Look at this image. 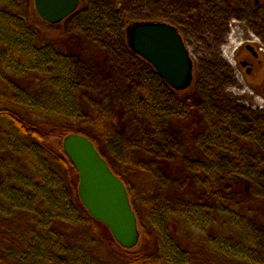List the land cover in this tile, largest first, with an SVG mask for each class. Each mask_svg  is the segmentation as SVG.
I'll return each instance as SVG.
<instances>
[{"label": "trees", "instance_id": "obj_1", "mask_svg": "<svg viewBox=\"0 0 264 264\" xmlns=\"http://www.w3.org/2000/svg\"><path fill=\"white\" fill-rule=\"evenodd\" d=\"M31 1L0 0V264H111L115 241L81 204L78 175L62 143L51 144L52 138L78 133L101 154L98 134L71 125L76 110L68 94L70 60L60 44L41 37L47 30L30 14ZM97 16L88 14V22L113 29L111 18ZM149 78L161 80L154 71ZM143 95L148 105L141 98L137 104L147 106L148 117L155 110L156 120L168 118L153 90ZM186 103L191 113L174 125L197 144V157L189 163L162 159L158 165L166 177L179 180L189 204L164 208L155 200L144 218L126 181L106 161L127 189L145 243L123 251L116 264H264L255 232L259 216L264 218V135L241 133L238 118L201 109L191 98ZM107 124L113 129L110 119ZM110 129L103 142L117 157L123 143L120 132ZM226 170L233 176H223ZM59 222L76 229L80 239H64L54 227Z\"/></svg>", "mask_w": 264, "mask_h": 264}, {"label": "rangeland", "instance_id": "obj_2", "mask_svg": "<svg viewBox=\"0 0 264 264\" xmlns=\"http://www.w3.org/2000/svg\"><path fill=\"white\" fill-rule=\"evenodd\" d=\"M254 1L80 0L76 11L60 23L50 25L41 21L48 34L41 37L60 44L70 60L68 94L76 110L71 125L91 135L97 132L102 157L124 178L133 196V206L144 218L155 200L164 208L189 204L178 190L179 180L166 177L158 165L162 159L189 163L197 157V144L174 125L179 117L191 113L186 98L211 113L238 118L241 133L264 135V130L260 131L264 117V0ZM29 9L35 20L39 18L32 1ZM92 12L97 17L111 18L113 29H97L90 24L88 14ZM134 21L167 22L178 29L193 63L188 88L175 91L162 79L149 78L153 68L126 44V25ZM245 44L254 45L260 56L249 75L238 64V59L245 56ZM226 51H231L233 65L226 58ZM146 89L153 90V100L167 109L168 118L156 120L155 110L154 117H148L147 106H143L149 101L143 95ZM137 98L143 99V105L137 104ZM107 119L112 121L114 130ZM109 129L120 132L123 144L117 157L103 142ZM59 143L61 138L51 139L53 146ZM222 175L233 176L230 170ZM257 185L254 178V191ZM259 217L255 232L264 259V218ZM54 227L64 239H80L78 231L70 230L63 222ZM100 231L109 235L103 229ZM141 234L138 245L131 250L144 248ZM123 251L128 250L114 242L108 256L111 264H116ZM8 253L17 255L16 249H9Z\"/></svg>", "mask_w": 264, "mask_h": 264}, {"label": "water", "instance_id": "obj_3", "mask_svg": "<svg viewBox=\"0 0 264 264\" xmlns=\"http://www.w3.org/2000/svg\"><path fill=\"white\" fill-rule=\"evenodd\" d=\"M32 2L39 19L54 25L75 12L80 0ZM125 38L129 50L147 62L169 87L175 91L189 87L192 58L175 26L161 21H134L126 25ZM240 64L244 66L246 62ZM62 149L77 172V194L88 214L108 229L121 248H135L140 230L122 180L88 137L68 133L62 139Z\"/></svg>", "mask_w": 264, "mask_h": 264}, {"label": "flooded vegetation", "instance_id": "obj_4", "mask_svg": "<svg viewBox=\"0 0 264 264\" xmlns=\"http://www.w3.org/2000/svg\"><path fill=\"white\" fill-rule=\"evenodd\" d=\"M257 2L256 0L254 1ZM243 50L245 51V56H242V58L238 59V64L241 68L245 69V74L249 75L252 72L254 61H257L259 59V53L255 50L254 45L252 44H245L243 47ZM246 62L244 66L240 64V62Z\"/></svg>", "mask_w": 264, "mask_h": 264}, {"label": "bare ground", "instance_id": "obj_5", "mask_svg": "<svg viewBox=\"0 0 264 264\" xmlns=\"http://www.w3.org/2000/svg\"><path fill=\"white\" fill-rule=\"evenodd\" d=\"M231 31V30H230ZM224 53V52H223ZM226 53V54H225ZM224 54L226 55V58L228 59V61L230 62L231 65H233V58H232V54L231 51H226Z\"/></svg>", "mask_w": 264, "mask_h": 264}]
</instances>
